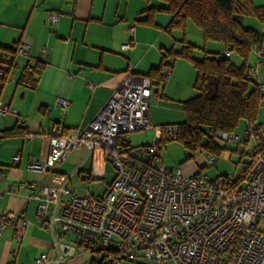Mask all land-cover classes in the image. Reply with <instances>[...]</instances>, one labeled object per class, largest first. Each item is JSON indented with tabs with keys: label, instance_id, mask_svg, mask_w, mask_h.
<instances>
[{
	"label": "built area",
	"instance_id": "1",
	"mask_svg": "<svg viewBox=\"0 0 264 264\" xmlns=\"http://www.w3.org/2000/svg\"><path fill=\"white\" fill-rule=\"evenodd\" d=\"M48 19L55 22L59 16L51 14ZM133 46L124 44L123 49ZM30 50L27 41L17 49L24 55ZM253 51L264 64V40ZM42 53L45 61L46 50ZM230 56L231 52L225 51L216 58ZM12 65L0 49V91ZM249 73L259 84L264 109V80L257 68ZM163 74L170 77L171 70L165 68ZM155 84L131 69L86 127L74 135L58 125L50 128L46 135L48 156L30 161L28 169L53 172L72 150L84 147L88 153L103 150L115 168V177L104 193L86 197L75 194L67 174L56 175L55 184L29 186L28 198L39 202L37 220L52 233L57 252L55 259L41 253L35 264L62 263L86 251L97 253L101 264H264V121H245L241 134L217 136L226 146L232 141L254 142L238 183L231 181L234 175L222 180L201 170L184 175L180 168L168 167L161 157L163 143L178 137L177 124L155 126V135L145 144L133 146L128 141L129 133L151 127ZM57 103L64 109L69 106L64 98H58ZM8 112L9 106L0 101V114ZM17 126L24 129L26 124L19 120ZM12 160L19 162L21 153L16 152ZM216 161L217 157L210 155L208 165ZM81 175L89 179L91 171L83 170ZM27 225L24 210L0 209V236L13 226L19 239Z\"/></svg>",
	"mask_w": 264,
	"mask_h": 264
},
{
	"label": "crops",
	"instance_id": "2",
	"mask_svg": "<svg viewBox=\"0 0 264 264\" xmlns=\"http://www.w3.org/2000/svg\"><path fill=\"white\" fill-rule=\"evenodd\" d=\"M151 5L165 7L166 3L162 0H0V48L13 64L0 91V101L9 106L7 114H0V209L24 210L28 220L19 239L13 226L0 236V264H35V258L43 252L53 259L57 257L52 233L37 220L39 202L27 196L31 184H55L56 175L67 174L60 167L70 154L53 172L28 169L30 161H41L48 156L50 144L46 135L50 128L58 125L67 134H76L96 116L120 86L126 72L133 69L136 75L144 76L160 64L162 51H180L187 42L193 44L187 30H166L172 15L165 10L153 13V24L141 22L148 17L147 9ZM51 14L59 19L50 22ZM25 41L31 43L29 55L17 51ZM129 43L134 46L124 50L123 45ZM222 45V51L215 46L218 51L213 53H223L226 47ZM43 49L45 61H42ZM172 62L171 76L153 88L149 113L153 129L158 125L183 123L186 119L183 103L198 94L194 64L184 58ZM38 63L43 67L33 72L35 86L29 87L21 82L23 71L34 70ZM259 76L264 80V75ZM58 98L67 99L68 108H62ZM19 120L25 122L24 129L18 128ZM13 128L18 133L6 135ZM85 151V159L70 174V183L72 177L80 176L84 170L82 165L91 154ZM16 152L21 153V160L14 163L12 156ZM184 166L180 168L184 175L201 170L215 177L205 170L210 167L208 156L197 154ZM114 177L109 181L105 178L106 186ZM98 260L97 253L86 251L57 264H88Z\"/></svg>",
	"mask_w": 264,
	"mask_h": 264
},
{
	"label": "trees",
	"instance_id": "3",
	"mask_svg": "<svg viewBox=\"0 0 264 264\" xmlns=\"http://www.w3.org/2000/svg\"><path fill=\"white\" fill-rule=\"evenodd\" d=\"M162 1L166 3L165 7L151 5L147 9L148 17L140 21L153 24V13L165 10L172 15L166 27L168 32L174 29L185 32L188 21L191 20L201 29L206 41L221 42L226 47L225 51H230L231 54L236 51L244 60L248 59L254 46L264 40V27L259 32L244 24L245 17H253L264 24V0L262 4H255L253 0ZM195 48V45L187 42L180 51H162L160 64L152 67L144 76L160 83L166 80L163 70L171 69L175 59L184 58L194 64L197 69L195 88L198 94L183 103L186 119L178 124L176 140L184 144L188 152L187 159L194 158L198 151H204L215 155L218 160L227 147L218 142V134L236 133L241 123L256 122L262 96L259 84L250 76V68L246 63L236 66L230 57L217 60L216 56L225 51L210 53L205 50L204 57L197 59L193 56ZM42 67L38 63L34 70L24 69L21 82L34 87L33 72ZM15 133H18L15 128L6 131V135ZM167 142L163 143V147ZM239 180L240 178L236 182Z\"/></svg>",
	"mask_w": 264,
	"mask_h": 264
},
{
	"label": "rangeland",
	"instance_id": "4",
	"mask_svg": "<svg viewBox=\"0 0 264 264\" xmlns=\"http://www.w3.org/2000/svg\"><path fill=\"white\" fill-rule=\"evenodd\" d=\"M253 1L255 4L263 3V0ZM244 23L246 26L252 27L259 32L262 31L263 23L253 17H245ZM186 30L189 41H191L196 46L194 49L195 57L202 58L205 55V50L208 52L212 51L210 53L217 52L218 50H216L217 48H215V46H219L221 51L223 50V45L221 42L211 40L206 41L203 35H201V29L193 21H188ZM230 59L236 66H241L243 63H246L248 68H257V73L259 75H264V64L259 63V60L257 59V56L253 50L247 60H244V58L236 51L232 52ZM261 61L263 62V60ZM258 121H264V109L260 110ZM244 127L245 122L239 125L236 133L241 134L244 131ZM154 130L155 128H147L129 133L128 139L132 145L145 144L152 140L153 136L155 135ZM231 145H236V148L232 149ZM253 146L254 142L252 140L246 144H238L235 141L229 142L227 144L226 150H224L219 156L217 163L207 167L205 170L212 174V176L221 178L222 180H225L228 175H234L232 178H230L231 181L234 182L240 178V174L246 168V164L249 161L248 152L253 148ZM85 150L86 149L73 150L64 165L60 167L61 171L67 173V175H70L76 166L81 163L83 159H85ZM197 154L208 156V159L210 156L204 151H198ZM187 156L188 152L180 140L168 141L161 152V157L164 160L163 162L167 166L172 167L174 170L181 167L186 168L187 165H184L194 159H187ZM82 168L84 170H86V168L89 170L92 169L93 171L90 176V181H86L87 179L82 178L83 176H79L78 174L71 178V183L75 194L81 197H86L91 194L104 193L107 188L105 178H107L109 181L115 175V168L113 164L108 160L107 154L101 149H97L92 152L87 161L82 165ZM242 184H240V186ZM126 264L138 263L127 262Z\"/></svg>",
	"mask_w": 264,
	"mask_h": 264
}]
</instances>
